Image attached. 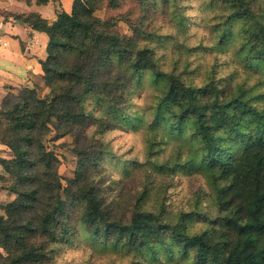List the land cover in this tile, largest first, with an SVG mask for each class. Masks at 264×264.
<instances>
[{
    "label": "trees",
    "instance_id": "16d2710c",
    "mask_svg": "<svg viewBox=\"0 0 264 264\" xmlns=\"http://www.w3.org/2000/svg\"><path fill=\"white\" fill-rule=\"evenodd\" d=\"M127 1L140 7L135 23L128 14L95 15ZM206 1L218 19L209 26L215 43L201 41L202 48L235 47L234 58L253 85L217 78L213 67L200 84L193 82L185 49L197 36L189 32L191 0H73L71 12H59L51 23L37 13L3 15L44 33L48 42L40 83L19 87L0 108V143L11 154L0 158V191L10 183L17 188L11 201L0 202V264H60L61 250L81 245L127 264H264V0ZM154 19L161 26L151 30ZM169 40L171 57L175 49L187 53H177L164 69L154 44L168 48ZM146 82L154 103L132 110V96ZM142 128L146 161L122 166L124 174L143 167L165 177L200 173L210 186L207 209L197 208V200L176 214L163 203L154 211L135 207L128 221L112 214L95 183L102 162L113 158L100 139L115 129ZM51 131L56 139L74 138L78 160L71 178L59 175V158L44 143ZM169 147L171 157L160 161Z\"/></svg>",
    "mask_w": 264,
    "mask_h": 264
},
{
    "label": "rangeland",
    "instance_id": "374dc122",
    "mask_svg": "<svg viewBox=\"0 0 264 264\" xmlns=\"http://www.w3.org/2000/svg\"><path fill=\"white\" fill-rule=\"evenodd\" d=\"M25 1V0H23ZM26 2V1H25ZM206 0H191L192 8L189 9V16L193 18V22L189 27V32L193 34L197 32L196 38H192L187 42L185 48L190 56L191 65L188 68L190 71L194 70L190 75L193 82L200 84L204 76H208L211 67L214 68L215 76L228 77L233 76L235 83H241L246 80V84L251 86L254 84V79H249L245 74L241 64L234 58L235 47H230L225 52L219 51H204L202 45H213L216 41L215 35L209 32V26L215 21L218 16L214 12H209L205 7ZM3 8H0V15L7 14ZM128 14L132 23L140 16V7L135 1L123 2L116 10L104 8L97 11L95 15L102 19L113 18L115 16L126 17ZM25 15V14H23ZM6 18V17H5ZM209 25L205 27L206 24ZM161 26L158 19H154L153 24L150 25L151 30ZM170 24H166L161 28L162 33H166ZM147 28V29H149ZM121 32H126L127 27L124 24L119 25ZM204 36L205 39H201ZM173 42L166 41L168 48H157L158 56L163 58L164 69L169 65L173 66L174 60L177 58V53H187L185 50L175 49V56H172L170 46ZM238 45V42L234 44ZM170 50V51H169ZM191 50V51H190ZM200 67H199V64ZM178 71H182L183 66L177 63ZM188 71V70H187ZM263 91V90H262ZM45 94L44 90H39V96ZM155 91L146 82V86L138 93L132 96L131 108L146 109L149 108L154 102ZM264 99L259 103L261 105ZM93 129H88L85 135L88 137ZM97 139V138H96ZM83 139H80V143ZM101 147H107L111 151L113 158L106 157L100 167V174L95 178V183L100 190L105 205L108 206L112 214L122 221H128L135 209L139 207L142 210L154 211L159 208L163 203L165 209L169 214H176L180 210H190L194 202H200L197 208L205 210L210 206L208 195L210 194V186L208 179L200 173L184 174L179 173L174 176H156L149 174L145 167L134 170L130 175H125L122 166H130V162L136 160L139 163H144L147 158V132L144 128L139 130H126L115 129L107 132L101 137ZM44 143L48 150L52 151L60 161L58 166V173L62 178H71L76 168L78 156L74 152L75 147L74 138L66 136L56 139L55 132L51 131L45 138ZM171 147L166 148L158 156L160 161L171 157ZM6 155L8 153L4 152ZM148 188L147 194L143 199L139 200L143 188ZM16 185L10 183L7 189H3L0 194V202L7 203L15 197ZM199 197V198H198ZM198 200V201H197ZM1 213V211H0ZM200 224H196L191 232L197 231ZM60 264H127V260L119 259L118 256L105 255L104 253L98 254L84 247V245L77 248H69L60 251Z\"/></svg>",
    "mask_w": 264,
    "mask_h": 264
},
{
    "label": "crops",
    "instance_id": "0c3cea01",
    "mask_svg": "<svg viewBox=\"0 0 264 264\" xmlns=\"http://www.w3.org/2000/svg\"><path fill=\"white\" fill-rule=\"evenodd\" d=\"M72 3L73 0H47L40 5L35 0L29 4L23 0H0V8L8 14L37 13L51 23L59 12L70 13ZM47 42L44 33L32 30L22 21L0 15V108L3 99L8 94L16 95L19 87L32 88L40 83L43 74L41 62L46 58ZM0 158H11L6 146L1 143Z\"/></svg>",
    "mask_w": 264,
    "mask_h": 264
}]
</instances>
